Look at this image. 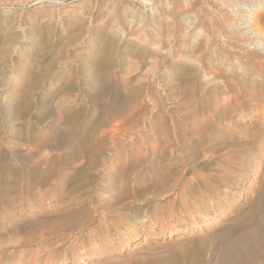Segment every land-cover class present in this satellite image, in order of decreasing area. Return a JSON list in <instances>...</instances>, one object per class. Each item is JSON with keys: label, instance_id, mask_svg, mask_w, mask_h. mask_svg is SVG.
Wrapping results in <instances>:
<instances>
[{"label": "rangeland", "instance_id": "374dc122", "mask_svg": "<svg viewBox=\"0 0 264 264\" xmlns=\"http://www.w3.org/2000/svg\"><path fill=\"white\" fill-rule=\"evenodd\" d=\"M0 264H264V0H0Z\"/></svg>", "mask_w": 264, "mask_h": 264}, {"label": "bare ground", "instance_id": "6f19581e", "mask_svg": "<svg viewBox=\"0 0 264 264\" xmlns=\"http://www.w3.org/2000/svg\"><path fill=\"white\" fill-rule=\"evenodd\" d=\"M221 1V0H220ZM228 2V1H227ZM251 2V1H250ZM258 3V2H257ZM242 7V6H241ZM241 7H239L240 9H241ZM257 7V4L256 3H253L252 5H251V7H249V6H247V4H245V6L243 7V8H245V12H248L249 11V9H252V10H254L255 8ZM255 17V16H254ZM254 20L255 19H253V17L252 16H249V14L248 13H246V16H244L243 17V19L241 20V21H239L238 23L239 24H245V26L247 25V26H251L252 24H253V26H254ZM238 27H239V25H238ZM249 28V27H248ZM248 32V31H247ZM261 33V32H260Z\"/></svg>", "mask_w": 264, "mask_h": 264}]
</instances>
